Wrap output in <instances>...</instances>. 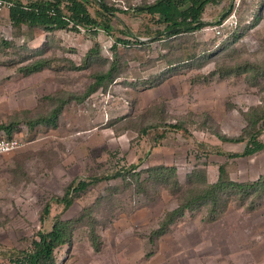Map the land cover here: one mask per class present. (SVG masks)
<instances>
[{
	"label": "rangeland",
	"instance_id": "obj_1",
	"mask_svg": "<svg viewBox=\"0 0 264 264\" xmlns=\"http://www.w3.org/2000/svg\"><path fill=\"white\" fill-rule=\"evenodd\" d=\"M153 1L104 0L126 12L111 17V35L102 29L63 30L47 36L42 31L38 50L19 53L13 50L27 39L12 38L6 10L0 15V38L18 45L9 50L13 53L10 60L0 59V123L15 113L22 114L21 118L45 113L49 108L46 97L58 92L85 95L95 74L106 72L111 63L119 75L108 88L67 104L57 128L32 131L23 123L16 136L27 135L24 146L0 155V264H11L13 253L29 251L58 219L71 222L74 232L69 252L61 253L65 264H163L162 257L168 256L171 247L166 243L172 237L187 246L183 251L186 258L179 264H256L244 261L252 254L242 255L237 245L248 241L251 248L262 238L257 264H264V198L255 199L256 194L248 196L244 206H239L236 197L231 199L213 218L205 209L191 213L192 218L173 227L160 248L150 244V233L177 206L175 195L161 187L142 195L121 177L93 183V178L127 172L131 167L146 172L151 167L171 166L185 185L196 166H208L212 181L222 164L227 165L233 181L264 179V151L250 158H234L247 141L221 139L241 137L247 125L242 112L252 106L264 107V21L236 34L237 40L229 26L237 19L249 21L254 0L209 4L203 15L208 23L221 20L233 5L235 11L221 26L208 25L194 34L162 42L157 41L161 36L149 37L146 32L148 27L154 31L163 26L133 11ZM87 6L93 17H103L94 0H88ZM115 39L130 44L114 49ZM136 40L145 44H136ZM91 50V62L85 61ZM26 54L29 62L44 59L50 67L24 75L19 68L27 62L18 60ZM194 55L192 65L184 64ZM248 63L256 67L247 68ZM143 128H148L145 135ZM260 140L264 143V131ZM201 143L205 146L200 147ZM82 180L92 181V185L68 210L51 202L61 198L70 184L75 182V187ZM116 186L121 187L119 192L111 190ZM50 202L51 213L42 223L43 209ZM82 215L85 219L74 224ZM93 225L99 240L91 239ZM200 239L204 241L201 250L193 252L189 244Z\"/></svg>",
	"mask_w": 264,
	"mask_h": 264
},
{
	"label": "trees",
	"instance_id": "obj_2",
	"mask_svg": "<svg viewBox=\"0 0 264 264\" xmlns=\"http://www.w3.org/2000/svg\"><path fill=\"white\" fill-rule=\"evenodd\" d=\"M11 3L8 8V20L12 29V38L26 37L25 45L16 47L13 53L25 52L30 50H38L37 44L42 40V31L47 34H52L58 31H72L79 33L81 30H99L102 29L108 35H111L112 28L110 26L111 17L118 11L126 13L122 9H117L108 6L104 0H94L100 6L103 17L98 16L99 19L93 17L89 12L88 0H7ZM220 0H155L152 3H146L136 7L133 11L136 14H145L156 25L163 26V29L151 30L148 27L146 34L148 36H161L158 42L171 41L181 36L194 34L203 30L208 25L221 26L223 21L233 15L235 11L234 5L227 10L221 17V20L213 23H208L203 20V15L206 7L209 4H218ZM237 14V13H236ZM264 21V0H254V6L249 15V21L241 22L236 20L235 24L229 25L234 40H237L236 34L242 33L247 27H251L256 21ZM218 26V27H219ZM233 27V28H232ZM131 35L129 32H127ZM240 35V34H239ZM44 36V38L46 37ZM132 36V35H131ZM230 38V37H229ZM136 39V38H135ZM153 40L152 42H155ZM216 41V40H214ZM136 44L142 45L145 42L136 40ZM129 45L130 42L123 39H115L113 48L116 49L118 45ZM16 46V42L8 39L0 38V59H11L13 53L9 50ZM18 46V45H17ZM12 47V48H11ZM3 52V53H2ZM94 50H91L86 56L85 61L91 62V55ZM2 53V54H1ZM115 56L118 53H114ZM20 61L27 62L19 71L24 75H31L39 73L47 67H50L48 60H37L29 62L30 55H21ZM211 56V55H209ZM203 58V57H198ZM196 55L186 58L184 64H191L195 62ZM174 63H170L173 67ZM247 68L256 67L248 63ZM79 68V67H76ZM246 67H238L239 70H246ZM232 69L226 71L230 73ZM118 70L116 66L111 63L106 72H97L94 76L95 82L91 85L87 93L83 96L75 94L58 92L54 95L47 96L45 100L48 101L49 108L35 114V117L21 118L22 114L15 113L8 121L0 123V140L12 139L17 137L16 134L20 132V126L25 123L29 130H35L38 127L57 128L59 118L67 104L74 100L81 101L97 92L100 88H108L118 77ZM43 112V113H42ZM30 113V112H28ZM242 115L245 117L247 125L245 126L241 137L236 139H229L221 137L224 142H243L247 141L244 150L240 153H235L234 158H250L257 153L264 151V143L260 140V136L264 131V107L261 105L252 106L247 111H243ZM179 128V125H174ZM28 131H26L27 134ZM142 135L148 133V128L141 130ZM24 141H27V135L22 134ZM205 146L203 143L200 147ZM215 149V148H214ZM206 166V165H204ZM226 164L218 166V176L215 180H209L210 168L196 166V169L187 176L186 184L180 181L177 169L171 166L151 167L146 172L137 171L135 167H131L129 171L119 170L112 176L93 178V183L101 181L113 180L121 177L124 179V184L133 186L137 193L147 195L150 189L164 188L171 194L177 197V206L166 212L164 219L159 224L158 228L152 230L149 241L154 243L162 236L170 233L175 225L179 222L192 218L191 213L201 210H206L207 216L213 218L219 212L221 205L227 207L231 199L237 198L240 200L239 206H244V202L248 196L257 195L255 199L264 198V179L255 183H242L233 181L229 176V171ZM145 174V175H144ZM74 183L70 184L61 198H55L51 202L57 205H64V210H68L73 205L76 199L81 197L84 192L92 185V181H79L77 186ZM120 186L111 188L115 192L120 191ZM109 194L108 197H113ZM108 199V198H107ZM222 200H226L223 202ZM235 200V199H233ZM254 200V201H258ZM46 204L41 215L42 223L46 221L51 213L52 203ZM113 208L115 206L113 203ZM207 208V209H206ZM225 210V209H224ZM253 210V209H252ZM87 218H90L88 215ZM85 216H80L74 221L81 223ZM71 222L57 220L53 224L50 231L42 233L39 236V241L33 242L29 251H19L13 253L10 259L11 264H65V257L69 251V246L74 237V232L71 228ZM91 239L94 237L99 240L98 229L93 225L90 231ZM99 243V242H98ZM61 251V252H60ZM63 254V256L61 255ZM16 256V257H15Z\"/></svg>",
	"mask_w": 264,
	"mask_h": 264
},
{
	"label": "crops",
	"instance_id": "obj_3",
	"mask_svg": "<svg viewBox=\"0 0 264 264\" xmlns=\"http://www.w3.org/2000/svg\"><path fill=\"white\" fill-rule=\"evenodd\" d=\"M7 14H8V10H6ZM3 12L0 13V15H2ZM170 236V233L169 234H166L164 236H162L159 240H156L153 243L150 242L151 245H154L155 247H160V248H163V241L164 240H168L167 238ZM174 237H172V241L171 242H167L166 244H169L170 243V248H168V256H164L162 257V262L163 264H170L171 262H176L178 263L179 260H182L184 258H186V255L184 254V250L187 249V246H183L182 244H180V241L178 239H173ZM159 241V242H157ZM262 243H263V239L262 238H257L255 243L252 245V247L250 248L249 244H248V241L246 242H242L241 244H238L237 245V249H238V252H240L242 255L245 254V256L247 257V255H249L250 253L252 254L250 257L248 256L247 259H243L244 261H247L248 263H250V261L252 262V260H254V262L257 264L259 262V258H260V255H261V249L260 247L262 246ZM160 244V246H159ZM204 244V241L203 240H196L192 242V244H189L191 245V250L193 252H195V250H201V247ZM163 251V250H162ZM153 253V251H152ZM228 253H229V257L231 258V253L230 251L228 250ZM247 254V255H246ZM165 258V259H164ZM182 262V261H181ZM188 262V260H187ZM88 264H91L88 263ZM179 264V263H178Z\"/></svg>",
	"mask_w": 264,
	"mask_h": 264
},
{
	"label": "built area",
	"instance_id": "obj_4",
	"mask_svg": "<svg viewBox=\"0 0 264 264\" xmlns=\"http://www.w3.org/2000/svg\"><path fill=\"white\" fill-rule=\"evenodd\" d=\"M11 3L7 0H0V13L10 8ZM25 142L22 137L0 140V155L15 151L23 147Z\"/></svg>",
	"mask_w": 264,
	"mask_h": 264
}]
</instances>
